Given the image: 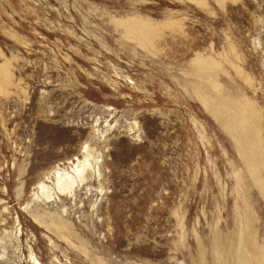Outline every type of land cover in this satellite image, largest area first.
I'll list each match as a JSON object with an SVG mask.
<instances>
[{"label":"rangeland","instance_id":"obj_1","mask_svg":"<svg viewBox=\"0 0 264 264\" xmlns=\"http://www.w3.org/2000/svg\"><path fill=\"white\" fill-rule=\"evenodd\" d=\"M0 264H264V0H0Z\"/></svg>","mask_w":264,"mask_h":264},{"label":"bare ground","instance_id":"obj_2","mask_svg":"<svg viewBox=\"0 0 264 264\" xmlns=\"http://www.w3.org/2000/svg\"><path fill=\"white\" fill-rule=\"evenodd\" d=\"M67 168L54 171V183H51V186L45 184L40 185L39 190L44 199L48 201L58 198L66 199L68 196H74L80 190V187L89 184L92 180V177L90 178L88 177L89 175H86L89 170L94 169L93 163L90 160V154L88 153H86L83 159H75L71 167L69 169Z\"/></svg>","mask_w":264,"mask_h":264}]
</instances>
